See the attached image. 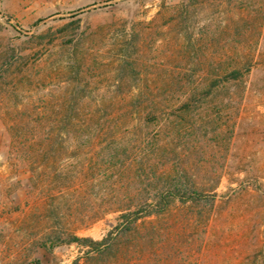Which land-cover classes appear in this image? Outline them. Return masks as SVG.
Returning a JSON list of instances; mask_svg holds the SVG:
<instances>
[{
	"label": "rangeland",
	"instance_id": "374dc122",
	"mask_svg": "<svg viewBox=\"0 0 264 264\" xmlns=\"http://www.w3.org/2000/svg\"><path fill=\"white\" fill-rule=\"evenodd\" d=\"M178 178L213 204L117 229ZM36 262L264 264V0H0V264Z\"/></svg>",
	"mask_w": 264,
	"mask_h": 264
},
{
	"label": "trees",
	"instance_id": "16d2710c",
	"mask_svg": "<svg viewBox=\"0 0 264 264\" xmlns=\"http://www.w3.org/2000/svg\"><path fill=\"white\" fill-rule=\"evenodd\" d=\"M243 73L240 69L232 70L227 75V82L234 81L239 83L241 81ZM220 87L218 80H212L208 83V94L212 90L218 89ZM157 192L153 191L152 203L142 204L138 209L131 212H124L120 216V222L117 229H122L124 232L130 231L135 224L143 219L144 217H149L154 214H160L167 209L172 200H179L183 203L192 202L194 204L200 205H211L214 202L213 197L204 195L203 193L195 190L191 185L181 178L173 179L165 183L162 188H157ZM112 234L107 238L102 240H94L92 238H80L77 236H72L68 240L57 239V246L59 244H76L83 248H89L93 252L103 253L105 252L109 245ZM38 264V262H36Z\"/></svg>",
	"mask_w": 264,
	"mask_h": 264
}]
</instances>
